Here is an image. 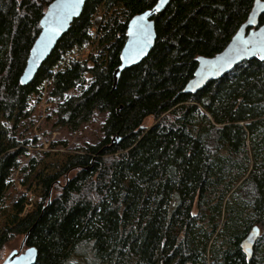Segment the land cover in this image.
Segmentation results:
<instances>
[{"label": "trees", "instance_id": "16d2710c", "mask_svg": "<svg viewBox=\"0 0 264 264\" xmlns=\"http://www.w3.org/2000/svg\"><path fill=\"white\" fill-rule=\"evenodd\" d=\"M52 1L0 0V120L12 124L0 133V206L26 153L15 123L44 84L59 102L56 126L75 132L104 114L103 138L43 178V202L0 231V262L5 247L27 235L35 264H264V61L244 62L194 94L183 92L197 58L227 46L254 0H171L153 17V49L122 71L115 87L127 23L158 0H87L34 80L22 85ZM100 6L121 7L124 21L100 28L92 20ZM96 26L106 57L57 69L73 48L90 43ZM85 75L90 86L68 97ZM148 118L153 125L145 128ZM36 166L30 160L29 173ZM253 226L260 237L246 262L240 242Z\"/></svg>", "mask_w": 264, "mask_h": 264}, {"label": "rangeland", "instance_id": "374dc122", "mask_svg": "<svg viewBox=\"0 0 264 264\" xmlns=\"http://www.w3.org/2000/svg\"><path fill=\"white\" fill-rule=\"evenodd\" d=\"M123 9L119 6L107 11L100 6L93 15L92 20L98 21L100 28L107 23L114 24L116 21H124ZM98 26L90 29L91 41L83 48H73L66 54L59 63L57 69H62L71 61H86L91 56L105 58L106 49L100 45L101 34L97 30ZM92 78L85 75L82 84L68 93V97H78L90 86ZM48 84L42 86V95L32 96L20 117L19 123H15L14 135L17 140L27 142L25 157L20 159V167L14 172L11 178V188L6 192L4 200L0 206V231L5 227L12 226L13 218L23 219L32 214L37 206L43 202V178L55 176L66 164L67 160L73 156L78 148L84 145L97 144L102 138V125L105 115L96 113L93 119L83 124L77 131L72 132L55 125L56 110L58 100L51 99ZM14 124V123H13ZM153 125L152 119L144 121L143 126L150 128ZM12 124L3 123L0 120V133H9ZM65 144V146H60ZM54 145V147H53ZM34 159L37 162L35 169L29 173V161ZM23 168H27L23 172ZM30 174L28 177H26ZM74 175V174H73ZM63 183V180H61ZM53 191V196L55 195ZM24 200L22 211L16 205ZM22 237H15L14 240L5 247L2 253L4 259L12 250L19 248ZM2 259V260H3Z\"/></svg>", "mask_w": 264, "mask_h": 264}, {"label": "water", "instance_id": "95a60500", "mask_svg": "<svg viewBox=\"0 0 264 264\" xmlns=\"http://www.w3.org/2000/svg\"><path fill=\"white\" fill-rule=\"evenodd\" d=\"M171 0H158L153 8L132 17L126 26V40L119 55V66L113 71V83L116 86L120 74L125 69L140 64L151 52L156 41L155 23L153 17L161 13ZM87 0H84L66 19L64 13L70 11L64 7H59L61 0H53L48 4L44 14L39 21L40 32L32 44L25 62L23 72L19 78L22 85L30 84L40 68L54 49L58 40L69 30L73 21L77 19ZM261 9H257L256 0L246 18L240 25L227 46L212 58H197V68L193 77L187 82L183 92L194 94L203 89L209 82L219 80L231 73L240 64L252 60L264 61V23L260 24V18L264 15V0H261ZM255 13V22L250 24L249 18ZM145 14H147L145 16ZM144 16L143 21L138 18ZM63 22V27L59 31H53ZM141 26H145L148 37L132 36L130 31L138 32ZM147 39V44L143 52L137 54L138 47ZM249 42L245 44L244 42ZM245 48L249 49L245 51ZM124 57L122 60L121 58ZM114 138L113 143L118 142ZM50 204L49 202L47 203ZM260 237V230L253 226L245 238L240 242V249L249 262L254 253L255 245ZM27 235L22 239L18 249L12 250L0 264H35L37 251L33 247H25Z\"/></svg>", "mask_w": 264, "mask_h": 264}, {"label": "snow or ice", "instance_id": "6c2138e0", "mask_svg": "<svg viewBox=\"0 0 264 264\" xmlns=\"http://www.w3.org/2000/svg\"><path fill=\"white\" fill-rule=\"evenodd\" d=\"M84 0H61V3L58 5L59 7H64L66 9H69L70 11L65 12L64 13V19H66L69 15H71L73 12H75L76 8L83 3ZM256 5H257V9L260 10L261 9V0H256ZM147 14H145L146 16ZM145 19L144 16H141L138 18V21H143ZM255 22V13L253 14V16H251L249 18V23L252 24ZM63 27V22H61L59 24V26L57 28H55L53 31H59L60 28ZM132 36H140L143 35L144 37H148L150 34L147 32L146 27L145 26H141L140 30L138 32H134V31H130L129 33ZM245 44H248L249 42L245 41ZM147 44V39H145L143 41V44L141 46L138 47L137 50V54L143 52L144 47ZM249 49L245 48V51H248ZM264 58V57H262ZM122 60L124 59V57L121 58Z\"/></svg>", "mask_w": 264, "mask_h": 264}]
</instances>
